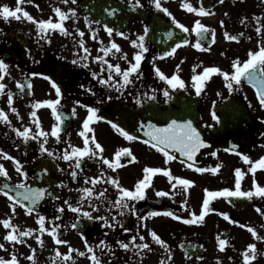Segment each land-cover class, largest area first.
Here are the masks:
<instances>
[{"label":"flooded vegetation","instance_id":"af4514ba","mask_svg":"<svg viewBox=\"0 0 264 264\" xmlns=\"http://www.w3.org/2000/svg\"><path fill=\"white\" fill-rule=\"evenodd\" d=\"M134 2L135 0H131V3ZM140 3L143 7L135 10L130 7V0H77L76 4H72L71 0L68 4H64L62 0H33L32 3L22 5L24 10L35 19L47 20L51 17L53 22L57 19L53 12L54 7H60L64 11L75 9L76 17L65 22V27L72 35L62 36L59 32H53L50 34V43L40 38L36 26L30 22L14 19L5 22L0 18V59L10 66V75L6 76L3 82L7 85L5 91H11L14 94L13 106L20 115L18 119L16 114L7 107L6 95L0 96V109L8 114L11 121V126L0 123V150L7 152L23 164L24 171L28 173L26 183L29 186L42 187L51 193V196L46 195L45 200L38 205V211L46 216V227L59 224L60 237L68 241L67 245H56L51 237L44 234L41 237L44 242L42 248L36 243L34 236L25 238L27 244L12 245L4 240L6 230L0 226V243L5 244L7 249V251L0 249V257L9 259L10 254L15 252L19 264H32L26 257L31 254V248H35L37 250L36 264H53V262L55 264H90L89 254L82 240L83 235L88 244L94 248L101 264H160L161 260H164L165 264H244L241 253L250 243L257 245L258 252L257 258L250 261V264H264V255H259V253H264V241L254 240L247 228L239 227V224H244L254 228L258 235L264 236V215L261 214L264 213V199L234 200L233 204H230L224 198H217L212 203L216 211L206 215L205 220L197 225H184L182 222L174 221L163 215L147 220L136 219L131 214L119 216V210L115 208L109 210L110 206L107 202L100 206L99 212H92L85 201L82 206L83 211L92 212L93 216L104 215L109 219L111 216H116L120 224L114 229H109L103 227L101 221L79 218L77 228H72L78 216L68 211L63 201L68 200L77 206L81 195L77 189L91 187V185L84 184V178L98 175L101 168H104L108 175L118 179L120 184L128 189H132L134 184L142 178V170L146 166L170 169L174 176L193 181L186 195L178 187L171 198H159L155 196V191H171V186L166 177L157 174L153 179L152 187L146 189V198L136 204L138 215L147 216L149 211L161 213L171 211L183 218H188V212L181 207L184 200H187L185 207L198 215L204 198V189L234 188V170L237 168L246 173L241 181L242 190L247 191L252 188L253 177L247 172L249 165L244 163L235 152L230 151L233 145L237 146V152L241 155H248L253 161L264 157V147H262L264 145V135H262L264 134V109L260 107L256 99L255 90L244 82L239 91L229 93L222 78L214 75L205 83L201 95L197 96L191 80V77L196 74L192 72L195 65H200L196 70L197 73L209 66H217L229 71L233 59L239 58L243 61L247 59L249 50L257 49L258 42L264 39V29L261 35L256 33L255 28L259 25L255 18L259 17L260 24L264 25V0H223V3L220 0H202L203 7L209 13H214L204 17L188 13L181 7L182 3H191L199 8L201 0H161L162 6L168 8L176 20L189 29L193 27L196 19H200L206 27L215 30V42H213L211 33L208 34V39L202 42L208 51L194 49L191 44L196 42L195 34H185L177 29L168 16L155 9L150 0H140ZM3 5L15 8L16 0H0V6ZM112 8L118 11L114 16H108L106 10ZM85 16L90 20L100 21L99 25L94 23L92 27L99 29L98 37L103 45H109L111 39L120 46L121 53L115 56L110 53L106 59L112 64H120L122 69L128 65L127 61L121 59V55L126 54L128 60H132L135 52L130 41L143 34L145 26L149 28L146 37L149 51L142 62V79L129 85L122 96L114 88L109 89L98 84L91 75V72H97L100 73L101 78L106 79L108 72L102 71V66L93 60V57L103 55L98 52L102 45L90 38L84 20ZM242 20H244L243 23H241ZM221 21H223V26H221ZM104 24L116 31L124 32L129 38L125 40L116 36L115 32L109 38L103 29ZM77 27L85 32L82 39L91 54L86 61L89 64L88 68L71 63L72 60H79L80 56L84 55L78 47V40L81 38L74 31ZM168 31L174 32L172 40L167 39ZM225 31L229 35L238 36L239 42L226 39ZM240 33L244 35L240 36ZM183 39H188L189 45L177 49L171 57L158 59L170 51L175 43L182 44ZM153 61L169 77L177 74L185 81V89H169L172 100L168 102H165L163 97V90L168 86L155 76ZM177 64L180 65L179 70L176 68ZM103 67L106 69V66ZM17 81L26 84L30 82L31 90L26 87L25 91L20 93L16 87ZM52 83L61 89L59 110L69 118L64 123L61 142L57 144L55 138L50 136L46 147L53 152H60L67 147V143L82 146V138L78 136V132L81 130V123L87 113L84 108L75 104L79 101L82 104L96 107L99 110L98 115L103 117L102 120L91 125L94 133L89 134L90 136L94 134L105 149L103 155L112 158L116 150L127 147L136 157V161L129 163L131 157L122 158L121 163L124 166L115 172L96 162L87 161L82 166L83 171L78 172L77 179L73 180L69 175L71 169L67 162L54 161L46 155L41 156L35 141H29L25 145L12 129L21 128L22 130L23 126H29L33 128V131L36 130L35 126L30 123L29 113L33 110L31 105L38 101L57 98L55 89L51 86ZM86 89H91L95 95ZM153 89L156 90V100L145 99L144 93L152 95ZM137 95L141 97L143 107L134 103L133 97ZM109 96L110 100L107 98ZM73 107H76L75 117L71 116ZM36 111L43 130L50 132L51 126L55 123L50 110L41 108ZM213 111L220 118L219 123L213 120ZM171 119H191L194 126L201 132L206 144L209 145L197 153L192 169L187 167V164L192 162L185 161V158L180 157L178 153H173L177 156L176 160L165 164L161 153L143 143L147 138L144 137L142 131L138 130L139 123L150 121L157 126H165ZM108 121L118 123L139 139L126 141L115 132ZM181 161L185 162L181 163ZM0 164L4 165L10 177V179L0 177V186L3 183H9L14 187L21 181L12 161L0 157ZM217 165H220V169L216 174L197 173L194 170L195 167L210 169ZM45 169L47 173L43 174ZM41 174H43L42 178H38ZM255 178L261 186H264V170H258ZM62 184L67 187H59ZM105 188L108 189L105 194L107 200L114 201L117 198L114 188L106 184L96 186L97 191H103ZM94 203L99 206L98 200H94ZM8 204L7 198L0 195V219L10 215ZM58 206H64L65 212L60 214L59 220H56ZM256 207L261 209V213L256 212ZM217 212L228 213L230 218L237 223L225 221L222 216L216 214ZM12 222L21 230L38 228L35 223V214L25 215L24 210L19 207H17V214ZM149 229L155 231L169 246L172 254L170 261L167 260V253L164 249L152 241L148 233ZM140 235L145 237L143 242L150 244L151 252L145 250L141 256H137L135 249L125 252L116 244L118 240L127 243L132 236H137V243H141ZM217 235L228 241L224 251L218 248ZM101 240L112 247V253H109L107 248L103 250L96 248ZM181 245L193 246V248L180 250ZM69 246L85 251L86 255L81 257L74 252L73 260L69 262H64L55 255L57 250L62 254L67 253Z\"/></svg>","mask_w":264,"mask_h":264},{"label":"snow or ice","instance_id":"6c2138e0","mask_svg":"<svg viewBox=\"0 0 264 264\" xmlns=\"http://www.w3.org/2000/svg\"><path fill=\"white\" fill-rule=\"evenodd\" d=\"M33 0H16L15 8H10L8 5L0 6V18H2L5 22H10L11 20L21 21L26 20L36 26V30L41 39L50 43V34L53 32H59L62 36H70L71 32L65 27V22L71 18L76 17L77 13L75 9H68L67 11L62 10L60 7H54L53 12L57 17L56 21L53 22V19L50 17L47 20H37L33 16L30 15L29 12L24 10L22 5L25 3H32ZM64 4H68L69 0H62ZM77 0H71L72 4H76ZM223 3V0H220ZM158 12H161L168 16L171 20V23L175 25L177 29L185 34L194 33L196 36V42L191 44V46L199 51H208L202 44L203 41L208 39V34L211 33V37L213 42H215V30L206 27L203 23H201L200 19H196L194 21V25L191 29L186 27L183 23H180L176 18L172 15V13L168 10V8L163 7L161 0H150ZM37 7H39L37 5ZM130 7L135 10L136 8L143 7L140 3V0H135L134 3H131ZM181 7L185 9L188 13H193L196 16L204 17L210 14L202 4L199 8L194 7L191 3H182ZM118 9L112 8L111 10H106L108 16H114ZM227 15V13H225ZM257 21V26L255 31L258 35L262 34V29H264V25L260 24V18H255ZM85 23L88 27L90 38L102 46L99 47L98 52L103 55H97L93 57V60L99 63L102 66V71H107V78H101L100 73L91 72L93 79L97 80V83L103 87L112 89L114 88L116 92L120 93L122 96L124 91L127 89L129 85H133L136 80L142 79L143 73L141 71L142 62L145 59V54L148 53L149 48L146 45V37L149 33V28L145 26L143 28V34L138 35L135 39L130 41L132 47L135 49L132 60H128L126 54L121 55V59L127 61V67L121 68L120 64H112L106 59L111 53L115 56L118 53H121L120 46L113 40L110 39L109 45H103V42L99 40L98 37V28H93L92 25L95 23L97 25L100 24V21L90 20L87 16L84 17ZM244 20L241 21L243 23ZM75 23V21H73ZM221 26H223V21H221ZM103 29L108 35L109 38L115 35L118 37H122L127 40L129 37L122 31H116L112 27H109L107 24L103 25ZM74 31L81 38L78 40V47L83 51L84 55L80 56L79 60H72V64H79L83 68H88L89 64L86 62L91 55L89 53L88 48L85 46V41L82 39L85 36V32L80 30L78 27L74 29ZM243 36V33L239 34ZM167 39L172 40L174 37V32L168 31L166 33ZM224 36L226 39L230 41L239 42V37L236 35H229L228 32H224ZM249 39H251L249 37ZM190 41L188 39H183L182 44L177 42L171 50L166 52L164 55L158 57V59H164L165 57L173 56L177 49L182 46L189 45ZM31 54L29 53V56ZM106 66V69L103 67ZM153 71L155 76L160 80L166 83L168 88L163 90V97L165 102L172 100V96L170 94L169 89H185V81L180 78L177 74H172L170 77L161 71L159 67L155 65V61L152 62ZM200 65H195L192 68V72L196 73L191 77L192 87L195 89V94L200 96L202 91L204 90L205 83L209 81L214 75L222 78L224 85L226 86L229 93H233L239 91L244 82L250 85L255 90L256 99L259 102V105L262 109H264V39L258 42V47L256 50H249L247 52V59L241 61L239 58L233 59L230 65V70L225 71L217 66H209L204 67L202 72L197 73L196 70ZM10 66L5 63L3 59H0V96H7V107L10 109L12 113H15L17 118L20 119V115L17 109L13 106V96L14 94L11 91L6 92L7 85L3 82L5 77L10 75L9 73ZM177 70H179L180 65H176ZM35 75V74H33ZM115 77V78H114ZM118 78V79H117ZM45 79H48L45 77ZM56 92V99H49L42 102H35L31 105L33 109L29 113L30 123L35 126V131H33L32 127L23 126L21 128H13L12 130L15 132L16 136L22 139V142L27 145L29 141H35L38 145V152L41 156L46 155L48 158L52 160H61L68 163L69 175L73 180L77 179L78 172L83 171V165L87 161L96 162L99 165L106 166V169L115 172L118 168L123 167L124 165L121 163L122 158L131 157L129 163L136 161V157L132 154L129 148L121 147L113 153L112 158L105 157L103 155L105 149L102 145L97 141L95 135H89L90 133H94L93 127L91 125L99 120H102L103 117L98 115V109L93 106H89L86 104H82L79 101H76L75 104L80 108H84L86 110L87 115L83 119L81 123V130L78 132V136L82 138V146H74L71 143H67V147H65L60 152H53L46 145L48 144L49 137H54L56 143L59 144L61 142V133L64 131V123L69 118L64 116L59 107L61 105V89L55 84L51 85ZM16 87L18 88L20 93L25 91L27 87L28 90H31L32 84L28 82L17 81ZM86 91L95 95L91 89H86ZM155 89L152 90L153 94L148 95L144 93V98L147 100L154 101L156 100ZM220 95V93H217ZM109 100L111 97H107ZM119 99V96L117 97ZM246 98V97H245ZM134 103L143 107L142 99L139 95L133 97ZM251 107V104H249ZM47 108L51 112V116L54 118L55 123L51 126V130L44 131L41 125L40 118L37 115L38 109ZM71 116H76V107L71 109ZM212 118L216 123L220 122V118L216 115V113L212 112ZM0 123H4L6 125L11 126V121L8 118V114L0 109ZM111 127L115 130V132L121 136L126 141H136L139 139L138 136L131 134L124 127L120 126L118 123H113L108 121ZM138 130L143 132L145 139L143 141L144 144L149 145L156 152L161 153L164 157V163L168 164L170 161H174L177 159V156L173 153H178L180 157H184L185 161L192 162L188 163L187 167L192 169L194 166V162L197 157V153L200 152L201 149L209 147L206 144L204 138L201 135V132L194 126L193 121L191 119L181 120V119H171L170 122H167L165 126H157V124L152 122L147 123H139ZM264 135V134H262ZM264 147V145H262ZM237 146L233 145L230 151L235 152L237 156H240L244 163L249 165L247 170L248 173L252 174V188L250 190L244 191L241 187L242 178L246 175L240 168L234 170V188H224L221 190H208L204 189V198L201 204L200 213L197 215L195 212L188 210L185 205L187 204V200L181 204V207L185 208V211L188 212V218H183L180 215H177L171 211H165L163 213L157 211H149L147 216L138 215V209L136 207L137 202L142 201L146 198V189L152 187V182L154 177L157 174H162L167 178V182L171 186V191L165 190H157L155 191V196L159 198H171L172 194L179 187L185 195L188 192L190 186L193 185V181L174 176L170 169L160 168V167H144L142 172V178L139 179L133 186L132 189H128L122 186L118 179L114 178L112 175H108L104 168H101L98 175L94 177H85L84 184L91 185V187H81L78 188L77 191L81 194L80 199L77 202V206L71 204L68 200L63 201V205L67 207V210L77 214L78 219L75 223L72 224V228H77L79 224V218H86L89 221L98 220L102 222V226L109 229H114L120 222L117 220L116 216H111L109 219L104 215H96L93 216L92 212H99L100 206L104 205L105 202L111 208L118 209V215L124 216L126 214H131L139 220H147L152 217L157 216H165L170 217L174 221L182 222L184 225H197L202 223L205 220L206 215L211 212H215L216 210L212 207V203L217 198H224L228 203L233 204L234 200H248L252 201L253 198L256 199H264V186H261L256 180V173L258 170H264V157L259 158L256 161L251 160L248 155H241L240 152L236 151ZM171 150V151H170ZM226 151H229L226 149ZM213 155H216L213 153ZM0 157L5 160L12 161L15 165L16 173L21 177V181L15 186H11L9 183H3L0 186V195H3L7 198L9 202L8 207L10 209V215L7 218L0 219V226H2L6 230V234L4 235V240L12 245L16 244H27L26 237L34 236L35 241L41 248L44 246V242L42 240V236L47 234L54 241L56 245H67L68 241L64 240L60 237L59 234V224H55L51 227H46L47 218L45 215L40 214L38 211V205L45 200L46 195L51 196V193L48 192L47 189L42 187H31L26 181L28 179V173L24 171V166L21 162L7 152L0 150ZM185 161H181L184 163ZM220 169V165H217L213 168H203V167H195L194 170L197 173H205L211 172L212 174L218 173ZM60 171H64L60 169ZM47 173V169L44 170L43 174ZM38 178H42V175ZM0 177H5L10 179L8 176V172L5 169L3 164H0ZM99 184L110 185L112 188L116 190L117 198L113 200H107L106 192L108 191L105 188L103 191H97L96 186ZM59 187H67V185H59ZM232 198V199H229ZM57 199H59L57 197ZM94 200L99 201V206L94 203ZM87 201L89 208L92 209V212L83 211L82 206ZM26 202V203H25ZM64 206H58L56 212L55 219L59 220L61 218L60 214L65 212ZM17 207L24 210L25 215H33L35 214V223L38 225L37 229H27L21 230L16 224L12 222L13 217L17 214ZM256 212L261 213V209L256 207ZM217 215L222 216L225 221L236 224L237 221L232 220L228 213L226 212H217ZM264 215V213H261ZM51 223V222H49ZM146 227V225H145ZM241 228H247V231L251 233L254 240L264 241V236L258 235L257 231L248 227L244 224H239ZM149 236L155 244L159 245L164 249L165 253H167V260L170 261L172 259V254L169 249V246L165 243L164 240L160 238V236L153 230H148ZM107 235V233H105ZM217 244L220 251H224L228 241L226 239L221 238L220 235H217ZM82 240L84 242V246L90 260V264H101L100 258L95 254L94 248L88 244L87 239L83 237ZM139 241L141 243H137V236H132L130 241L125 243L123 241H116V244L119 248L123 249L125 252L131 251L133 249L136 250V255L141 256V253L145 250L151 252L152 248L149 243L143 242L145 241V237L143 235L139 236ZM31 248V246L29 245ZM183 247V245H181ZM96 248H100L101 250L107 248L109 253H112V247L105 243L104 240H101L99 244L96 245ZM0 249L7 251L5 248V244L0 243ZM36 249L31 248V254L26 257L28 261H31L32 264H36ZM76 252L79 256L84 257L86 255L85 251H79L78 249H74L71 246L68 247V251L65 254L56 251L55 255L60 257L64 262H69L73 260L72 254ZM187 255V254H186ZM244 264H250V261L255 260L257 258V245L255 243H250L246 246L245 250L241 253ZM259 255H264V253H259ZM190 258V257H189ZM0 264H19V260L15 252L10 254L9 259H5L0 257ZM55 264V262H53ZM160 264H165L164 260L160 261Z\"/></svg>","mask_w":264,"mask_h":264}]
</instances>
